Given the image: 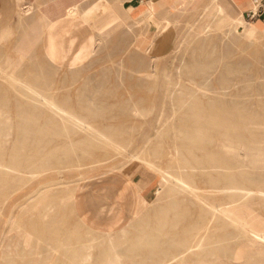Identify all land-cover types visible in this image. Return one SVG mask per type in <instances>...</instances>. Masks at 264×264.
<instances>
[{
    "label": "rangeland",
    "instance_id": "obj_1",
    "mask_svg": "<svg viewBox=\"0 0 264 264\" xmlns=\"http://www.w3.org/2000/svg\"><path fill=\"white\" fill-rule=\"evenodd\" d=\"M18 1L11 26L0 30V164H3L0 165V264H109L116 257L112 252L116 247L122 264H155L146 260V252L131 254L126 250L141 246L137 242L140 233L157 234L159 219L170 222L180 219L172 230L166 222L164 235L159 239L163 242L161 249L167 247L170 236H184L185 229L197 237L199 232L198 200L183 191L165 193L159 185L165 174L195 182L200 195L220 205L231 200L225 192L213 189L226 183H216L213 180L216 177L238 178L236 171L241 169L247 175L249 188H264V30L260 31L258 23L250 21L254 18L252 11L251 15L246 14V19L254 31L241 28V32H235L228 16L218 15L216 8L230 0H202L183 7L177 5L182 0H156L153 20L145 18L144 11L142 16L136 14L141 7L136 8L137 0H76L75 16L48 30L39 25L37 16L42 7L54 13L59 3L65 6L73 0ZM104 1L111 4L121 1L132 15L101 24L93 14ZM29 7L32 13L26 14L24 11ZM231 9L232 15H237L240 8L234 5ZM82 25L91 29L87 37ZM55 26L62 27L58 30ZM42 35L45 54L39 43ZM66 35L70 36L69 41L65 40ZM66 60L67 69L50 65L53 62L61 66ZM16 64L20 84L7 77ZM23 84L35 87L60 108L84 118L90 128L71 125L72 118L66 112L54 114L48 103L36 101ZM198 87H207L208 94L203 95ZM182 98L186 106L183 112H178L174 107L182 104ZM232 99L248 105L250 113L241 116L232 112L231 116L227 110L226 113L217 109L233 104ZM193 104L201 108L196 116L189 110ZM243 121L249 123L248 128L241 126ZM97 130L123 144L122 154L100 141ZM198 131L204 133L201 132L206 142H191ZM239 135L244 150L234 143ZM65 153L70 159H63ZM136 153L145 156L149 165L135 161ZM11 167L20 170L10 171ZM137 171L144 177L142 190L146 192L152 185L154 190L149 204L145 205L142 199L138 207H131L132 199L124 195L127 193L124 190L133 184L131 175ZM113 172L126 174L122 180L112 179L110 183L111 187L119 185L121 189V195H115L117 201L133 211L124 226L127 237L118 233L123 228L110 232V236L88 229L73 207L82 182ZM175 199L177 208L170 204ZM248 202L264 216V199L253 194ZM45 220L49 224L52 220L58 223L53 240L47 239L50 229L44 227ZM219 220L215 223L206 220L207 224H217L216 231L213 227L206 232L230 237L235 228H227L224 220ZM35 233L34 240H26ZM111 238L114 244H110ZM76 250L77 253H71ZM197 256L186 254L168 264H207L200 256L197 261ZM223 261L241 263L225 258L211 263Z\"/></svg>",
    "mask_w": 264,
    "mask_h": 264
},
{
    "label": "bare ground",
    "instance_id": "obj_2",
    "mask_svg": "<svg viewBox=\"0 0 264 264\" xmlns=\"http://www.w3.org/2000/svg\"><path fill=\"white\" fill-rule=\"evenodd\" d=\"M47 1V0H46ZM156 0H146L145 1V5L144 7V14H145V18L153 20V18H155L154 16L156 15V6H155V2ZM229 1V0H228ZM41 2V1H40ZM235 4V3H234ZM234 4L233 1L230 0L229 2H221L219 3L216 8H217V13L219 14H226L229 18V20L231 21V25L233 26V29L235 30V32H241L240 29L244 28V29H248L249 32L254 31L250 26H249V22L247 21L245 15L243 14V11L241 9H239L237 15H232L231 13V8H234ZM77 5L78 2L76 0H73L69 5L65 6L64 9H62V3L58 4L57 7V13H52V11H50L49 9L42 7L40 13L38 14L39 17L38 21H39V25L40 28H46L49 30L50 27H52V25L58 23V22H69V20L75 16L76 14V10H77ZM177 5H181L186 6V3L184 1L177 3ZM30 8L27 9L26 11H24L26 14H31L32 12L30 11ZM175 8V7H174ZM178 8V7H177ZM176 8V9H177ZM141 9V7H140ZM257 12V7L256 6H252V14L256 15ZM78 14V13H77ZM143 14V15H144ZM132 15V13H130L129 11L126 10V5L122 4L121 1H115V3L111 4L108 3L107 1H104L101 3V5L99 6L98 10L96 13L93 14V18H95L99 23L101 24H108L116 19L119 18H125L126 16ZM216 15V14H215ZM27 16V15H26ZM63 16V17H62ZM79 16V15H78ZM142 16V15H141ZM80 17V16H79ZM130 19V18H129ZM128 20V19H127ZM120 21V20H119ZM117 24V23H116ZM58 30L62 27V26H55ZM54 27V28H55ZM106 29V28H105ZM25 33V31H24ZM39 33V32H38ZM25 36V35H24ZM36 36V35H35ZM103 36V35H102ZM25 38V37H23ZM34 40V39H33ZM37 40V39H36ZM31 43V42H30ZM19 44V43H18ZM28 44V43H27ZM29 45V44H28ZM21 46V45H19ZM17 47V46H16ZM20 48V47H19ZM22 48V46H21ZM18 49V48H16ZM23 49V48H22ZM19 51V50H18ZM25 56V55H24ZM23 56V58H25ZM20 59V58H19ZM19 63V62H18ZM19 67L18 64L15 65V68L13 69V71L7 76L10 81H15V83L20 84L21 80L20 78L16 75L17 72H15V70ZM19 70V69H18ZM147 72V71H146ZM7 75V74H6ZM43 81V80H42ZM178 83V82H177ZM253 83V82H252ZM20 87V86H19ZM23 87L25 89H27L31 95L33 97H35V99H37L36 101H41L44 103H48L49 107L51 109L52 112H54V114L56 115H62L61 113H68L70 115V117L72 118V124L73 126H76L81 128V129H87L88 127L90 128V126L87 127V125H89V122L86 120H84V118H81L80 116H77L76 114H74L73 112L70 111H65L64 109L60 108L55 102L50 101L45 93L43 94L40 90L36 89L35 87L29 85V84H23ZM201 91L203 95H207L208 94V89L207 87H198ZM173 92V91H172ZM183 92V91H182ZM174 93V92H173ZM256 93V92H255ZM55 94V93H54ZM178 94V93H177ZM196 95V94H195ZM6 97V96H5ZM185 97V96H184ZM189 98V97H187ZM211 100H215L216 98H210ZM53 100V99H52ZM191 100V99H190ZM197 100V99H196ZM195 100V101H196ZM220 100V99H219ZM173 101V100H172ZM233 104H228V105H224L221 106L222 108H219V106L217 107V109L220 110V112H226L228 111V114L233 116V113H241V116H244L245 114L250 113V107L246 104H237L236 103V99H232L231 100ZM182 104L176 105V107H174V110L178 111V112H183V108L184 105L186 104V100L184 98H182L181 100ZM198 102V101H197ZM223 102V101H222ZM177 103V102H176ZM192 103V102H191ZM60 105V104H59ZM186 106V105H185ZM213 106V105H211ZM46 107V106H45ZM63 107V106H61ZM224 107V108H223ZM64 108V107H63ZM211 108V107H210ZM68 110V108H67ZM189 110H191L196 116V114H198L201 111V108L197 105V104H193V106L189 107ZM209 110V109H208ZM212 110V109H211ZM227 110V111H226ZM96 111V110H95ZM185 111V110H184ZM245 113V114H244ZM137 114V113H136ZM67 115V114H66ZM4 117V116H2ZM69 117V118H70ZM68 118V119H69ZM3 121V120H2ZM5 124V123H4ZM10 124V122H9ZM248 124L246 121H243L242 123V127L243 128H248ZM11 125V124H10ZM9 125V126H10ZM91 125V124H90ZM2 126V125H1ZM227 126H230V124H228ZM260 126V125H259ZM200 127V126H197ZM262 127V126H261ZM260 127V128H261ZM93 129V128H92ZM82 131V130H81ZM202 131H198V135L194 138L192 137L194 140H192V138L189 140L191 142H193L194 144H197L199 142H206L205 140L207 139L206 136L204 138L202 137ZM1 134V133H0ZM82 134V133H81ZM97 134V138L106 143V146H108L110 149H112L113 151L117 152V154H122L121 150H123V144L121 145L119 141L115 140L112 136L104 134L102 132H99V130L96 131ZM204 134V133H203ZM227 134V133H226ZM225 134V135H226ZM6 136V135H5ZM176 136V135H175ZM94 137V136H93ZM129 137V136H128ZM233 137V136H232ZM239 136H235V140L237 141L234 142L235 144L239 145V148L243 149V145L244 142H242L243 139L238 138ZM3 139V138H2ZM5 139V138H4ZM209 139V138H208ZM24 140V139H23ZM177 140V139H176ZM187 140V141H188ZM199 140L197 143L196 141ZM208 141V140H207ZM1 142V141H0ZM97 142V141H96ZM251 142V141H250ZM209 143V141H208ZM211 143V140H210ZM246 143V142H245ZM24 144V143H23ZM147 144V143H146ZM190 144V143H189ZM187 144V145H189ZM205 144V143H203ZM202 144V145H203ZM213 144V143H212ZM125 145V144H124ZM215 145V144H214ZM219 145V144H218ZM234 145V144H233ZM242 146V147H241ZM238 147V146H236ZM6 148V147H5ZM143 148V147H142ZM189 148V147H188ZM13 150V149H12ZM139 150V149H138ZM142 150V149H141ZM184 150V149H182ZM244 150V149H243ZM247 150V148H246ZM25 151V150H24ZM187 151V150H186ZM218 151V150H217ZM230 151V150H229ZM228 151V152H229ZM147 152V151H146ZM145 152V153H146ZM173 152V151H172ZM181 152V151H179ZM261 152V151H260ZM97 153V152H96ZM140 153V152H139ZM183 153V151H182ZM231 153V152H230ZM5 154V151H4ZM17 154V153H16ZM20 154V153H19ZM18 154V157H20ZM66 155H64L63 159H70V156L65 153ZM116 154V155H117ZM143 154V153H141ZM187 154V152L185 153ZM227 154V153H226ZM229 154V153H228ZM234 154V153H233ZM98 155V154H96ZM125 155V154H124ZM137 155V153H136ZM147 155V153H146ZM156 155V154H155ZM236 155V154H234ZM47 156V155H46ZM128 156V155H127ZM187 156V155H186ZM230 156V155H228ZM17 156H15L16 158ZM17 157V159H19ZM22 157V156H21ZM115 157V156H113ZM236 157V156H235ZM160 158V157H159ZM232 158V157H230ZM155 159V158H154ZM216 159V158H215ZM240 159V158H239ZM244 159V158H243ZM262 159V158H261ZM134 160L137 161L139 164L144 165L147 164L149 165V160L145 157V156H141V155H137L136 157H134ZM213 160V159H212ZM86 161V160H85ZM88 161V160H87ZM82 162V161H81ZM123 162V161H122ZM247 162V161H246ZM20 163V162H18ZM45 163V162H44ZM2 164V163H1ZM0 164V165H1ZM81 164V163H80ZM128 164V163H127ZM248 164V163H247ZM15 165H18L15 163ZM212 165H214L212 163ZM3 166V164H2ZM20 166V165H19ZM35 166V165H34ZM124 166V165H123ZM122 166V167H123ZM154 166V165H153ZM174 167V165H173ZM220 167V166H219ZM217 167V168H219ZM243 167V166H242ZM32 168V167H31ZM58 168V167H57ZM262 168V167H261ZM121 169V168H120ZM150 169V168H149ZM243 169V168H242ZM246 169V168H245ZM10 171H19L20 169L17 168H13L11 167V169H9ZM161 170V169H159ZM221 170V169H219ZM219 170H216L217 173L220 172ZM6 172V170H5ZM4 172V173H5ZM162 172V171H161ZM236 175H238V178H234L232 177L231 179H221V178H214L213 180L216 183H224L225 185H218L215 186L213 189L220 191V192H225V196L228 197L231 202L230 203H225L220 205L218 203V201L215 202H209L206 200V196L204 195H200L199 194V187L196 186L195 182L193 183V181L191 182L189 179L185 178V177H177L174 176L173 174H165L164 177L160 180V184L162 185V189L165 191V193H169L171 195H173L172 193L178 191H183L189 193L190 195H192L195 199L198 200V205L200 207V212H199V216L197 218V222L199 223L197 229L199 230L198 232V237L193 235L192 233L190 234V230L186 231L185 229V235L181 236V237H171L169 238V240L167 241V247L161 249L163 244L160 243L161 241H159L160 235L161 237L164 235V230L163 228H165V224L166 222H169V227L171 228V230L173 228L176 229V226L179 223V220H175V221H167L166 219H159L157 222L158 227L155 229L157 230V234L154 233H150V232H142L140 233L137 242L139 243V247H137V249H133V248H128L129 253L131 254H135L137 253L139 250H141L142 252H146V260L148 261V259L153 260L155 264H168V262L175 260L177 261L179 258H182L184 256H186V254H194V255H198L200 256L202 259H204L205 261L207 260V264H212L211 260H215V259H228L229 261H241V263H236V264H264V216L260 215L259 213H257L256 211H254L251 206L249 205L248 202V198L251 197L253 194H258L259 197L262 198V200L264 199V188H258V189H251L246 185V181H247V175L244 172V170H241L238 172L236 171ZM169 173V172H168ZM251 173V172H250ZM38 175V174H37ZM126 175V174H125ZM180 175V174H179ZM31 176V175H30ZM103 176V175H102ZM35 177V176H34ZM182 178V179H181ZM224 178V177H223ZM28 179V178H27ZM129 179V178H127ZM14 180V179H13ZM122 180V179H121ZM212 180V179H210ZM22 181V180H21ZM27 181V180H26ZM1 182V180H0ZM56 182V181H55ZM125 182V181H124ZM49 183V182H48ZM127 183V182H126ZM125 183V184H126ZM159 183V182H158ZM10 184V183H9ZM123 184V183H122ZM128 184H130L128 182ZM132 184V183H131ZM130 184V185H131ZM254 184V183H253ZM44 186V185H43ZM54 186V185H53ZM257 186V185H256ZM46 187V186H45ZM128 187H130L128 185ZM123 188V187H122ZM126 188V187H125ZM11 189V188H10ZM44 189V188H43ZM124 189V188H123ZM129 189V188H128ZM75 190V189H74ZM78 190V189H76ZM159 191V190H157ZM38 192V191H37ZM121 192V191H120ZM124 192H126V190H124ZM76 193V192H75ZM0 194H2L0 192ZM119 194V193H118ZM34 195V194H33ZM121 195V194H119ZM125 195V193H124ZM122 195L121 197L124 198ZM41 196V195H40ZM51 196V195H50ZM128 197V196H127ZM190 197V196H189ZM117 198H120L119 196ZM63 199V198H62ZM121 199V198H120ZM118 199V200H120ZM124 200V199H123ZM130 200V198H129ZM146 200V199H145ZM144 200V204L147 205V201ZM176 200V199H175ZM253 200V199H252ZM65 201V200H64ZM127 201V199H126ZM31 202V200H30ZM36 202V201H35ZM72 202V201H71ZM125 202V201H124ZM128 202V201H127ZM143 202V201H142ZM172 203L171 206L173 208H177L178 203L177 200L176 201H171ZM194 202V201H193ZM58 203V202H57ZM121 203V202H120ZM123 203V202H122ZM147 203V204H146ZM157 203V202H156ZM251 203V202H250ZM254 203V202H252ZM144 204H142L144 206ZM197 204V203H196ZM58 205V204H57ZM72 205V204H71ZM136 204L134 202H130V206L133 207ZM141 205V206H142ZM263 205V204H262ZM20 206V205H19ZM18 206V207H19ZM197 206V205H196ZM254 206V205H253ZM252 206V207H253ZM49 207V206H48ZM55 207V205H54ZM74 207V205H73ZM20 208V207H19ZM28 208V207H27ZM50 208V207H49ZM172 208V209H173ZM42 209V208H41ZM46 209V208H45ZM141 209V208H140ZM162 209V208H161ZM165 209V207H164ZM171 209V208H170ZM198 209V208H197ZM48 210V209H47ZM51 210V209H50ZM56 210V209H55ZM136 210V209H135ZM163 210V209H162ZM167 210V209H166ZM165 210V211H166ZM45 211V210H44ZM52 211V210H51ZM167 213V212H165ZM62 214V212H61ZM163 214V212H162ZM160 212V215H162ZM46 215V214H45ZM45 215H43V217H45ZM164 215V214H163ZM56 216V215H55ZM178 216V215H177ZM176 216V217H177ZM33 218V217H32ZM62 218V217H61ZM173 218L175 219V215L173 216ZM39 219V218H38ZM219 219H223L224 221V225L228 228V226H233L235 228V231H233V233H229L230 237L227 236V234H225V237L221 235V237H219L217 233H211L210 232H206L207 230H211L214 227V230L216 231L215 228H217V224L214 225L213 223H215L216 221H218ZM33 220V219H32ZM63 220V219H62ZM61 220V221H62ZM122 218H117L115 224H118L119 221H121ZM165 220V221H164ZM206 220H209V222H213L212 224H207ZM49 221V220H48ZM220 221V220H219ZM11 222V219H10ZM46 223H44V227L49 228L50 231L47 233V239L53 240V233L55 232V230L58 228V223L57 221L52 220V222L47 223V221L45 220ZM64 222V221H63ZM16 223V221H15ZM25 223V222H24ZM60 223V222H59ZM222 223V222H221ZM30 224V223H29ZM14 225V223H13ZM12 225V228H13ZM50 225V226H49ZM18 226V225H17ZM21 226V225H20ZM27 226V225H26ZM36 226V225H35ZM49 226V227H48ZM81 226V225H80ZM128 226V225H127ZM40 227V226H39ZM51 227V228H50ZM77 227V226H76ZM84 227V226H83ZM82 227V228H83ZM21 228V227H20ZM48 229V230H49ZM79 229V228H78ZM192 229V228H191ZM16 230V229H15ZM18 230V229H17ZM21 230V229H20ZM38 228L34 227V231L37 232ZM127 228L123 227V231L118 232L121 233L122 235H125L124 232L126 231ZM227 230V229H226ZM87 231V230H86ZM118 231V230H117ZM193 231V230H192ZM43 232V231H42ZM70 232V231H69ZM107 232V233H106ZM111 231H105L104 233L108 234V236H110ZM229 232V231H227ZM116 232V234H118ZM195 233V232H194ZM128 234V233H127ZM42 235V234H41ZM121 235V236H122ZM132 235L133 232H132ZM224 235V234H223ZM33 236H36V233L33 234L32 236H29L30 238H27L26 240L30 241L33 239ZM72 236V235H70ZM105 236V235H103ZM118 236V235H117ZM126 236V235H125ZM21 237V236H20ZM124 237V236H123ZM127 237V236H126ZM121 238V237H120ZM225 238H228V240H226ZM24 239V237H23ZM40 239V238H39ZM46 239V238H44ZM55 239V238H54ZM115 239V238H113ZM118 239V238H117ZM225 239V240H224ZM236 239V240H234ZM21 240V239H20ZM25 240V239H24ZM34 240V239H33ZM23 241V240H21ZM29 241V242H30ZM109 241H111L110 244H114V242H112V238L109 239ZM108 241V242H109ZM115 241V240H114ZM28 242V245H29ZM52 242V241H51ZM58 242V241H57ZM117 242V241H116ZM119 242V241H118ZM123 242V241H121ZM10 243V242H9ZM25 243H27L25 241ZM41 243V242H40ZM120 243V242H119ZM52 244V243H51ZM116 244V243H115ZM135 244V243H134ZM86 245V244H85ZM84 245V246H85ZM88 245V244H87ZM58 246V245H57ZM83 246V245H82ZM83 246V247H84ZM116 246V245H115ZM119 246V245H118ZM110 247V246H109ZM107 247V248H109ZM180 247V248H179ZM32 248V247H31ZM119 248V247H118ZM30 249V248H29ZM24 250V249H23ZM72 250V249H71ZM109 250V249H108ZM117 250V247H116ZM113 250L112 252L114 253L113 255H115L116 257H114L113 259L110 260V258L107 259L110 260L109 264H122L123 262L120 261L119 254H117V251ZM35 251V250H34ZM48 251V250H47ZM78 250H76L75 252L72 251V254L77 253ZM86 251V250H85ZM125 251V252H126ZM70 252V251H69ZM89 252V251H88ZM110 253V251H108ZM127 252V253H128ZM140 252L142 255L143 253ZM9 253V252H8ZM18 253V252H17ZM47 253V252H46ZM54 253V251H53ZM70 253V254H71ZM107 253V252H106ZM24 254V253H23ZM41 254V253H40ZM71 254V255H72ZM82 254V253H81ZM130 254V255H131ZM50 255V253H49ZM52 255V252H51ZM106 255V254H105ZM109 255V254H108ZM111 255V257L113 256ZM11 256V255H10ZM25 256V255H24ZM23 256V257H24ZM31 256V255H30ZM46 256V255H45ZM83 256V255H82ZM107 256V255H106ZM197 256V257H198ZM84 257V256H83ZM110 257V256H109ZM121 257V256H120ZM49 258V257H48ZM51 258V257H50ZM66 258V257H65ZM77 258V257H76ZM87 260V257H85ZM195 258V257H194ZM84 259V258H82ZM122 259V258H121ZM185 259V258H184ZM183 261L185 263L188 262V260H184ZM192 259V258H191ZM198 259H200L199 257L197 258V261H199ZM15 260V259H14ZM33 260V259H32ZM123 260V259H122ZM127 260V259H126ZM150 260V261H151ZM193 260V259H192ZM189 259V261H192ZM210 260V261H209ZM69 261V260H68ZM71 261V260H70ZM89 261V260H88ZM134 261V260H133ZM195 261V262H197ZM51 262V261H50ZM78 262V261H77ZM122 262V263H121ZM152 262V261H151ZM150 262V263H151ZM97 263V262H96ZM189 263V262H188ZM10 264V263H9ZM13 264V263H12ZM77 264V263H76ZM146 264V263H145ZM219 264H229L228 262H222ZM230 264H234V263H230Z\"/></svg>",
    "mask_w": 264,
    "mask_h": 264
},
{
    "label": "crops",
    "instance_id": "obj_3",
    "mask_svg": "<svg viewBox=\"0 0 264 264\" xmlns=\"http://www.w3.org/2000/svg\"><path fill=\"white\" fill-rule=\"evenodd\" d=\"M138 4L136 8L141 6V9L137 11L140 15L144 11V2L145 0H137ZM186 3V6H191L195 3H198L202 0H182ZM233 4L240 8L243 11V14L246 17V14L251 15L252 6L257 7V12L255 17L250 20L253 23H258L260 26V31L264 30V0H232ZM70 4V3H69ZM67 3V5H69ZM65 5V6H67ZM19 6L18 0H0V30H3L9 26H11L15 16L17 14ZM62 6V9L65 7ZM54 11V13L56 14ZM63 17V16H62ZM81 18H84L80 16ZM79 18V19H81ZM80 21V20H79ZM80 25V23H79ZM82 25L81 29L87 30L86 37L88 33L91 32V29ZM83 27V28H82ZM259 31V32H260ZM70 36L66 35L65 40L69 41ZM39 43L43 48V52L45 54V37L42 35L39 39ZM72 49L74 46L72 44ZM90 54H88L89 56ZM87 56V57H88ZM46 57V56H45ZM86 57V58H87ZM85 58V59H86ZM47 59V58H46ZM85 59L81 62L83 63ZM67 60L62 62L61 66H58L56 63H49L51 66L59 69H67L69 66L67 65ZM80 63V64H81ZM78 64V65H80ZM77 65V66H78ZM76 66V67H77ZM75 67V66H74ZM124 173L121 172H113L111 174L106 175H98L97 177H92L87 181H84L80 184L79 190L74 200V209L80 220V222L87 227L88 229L100 233L105 231L115 232L117 230L122 229L130 218V215L133 214V211L126 204H121L115 198V195L121 191L119 185L117 187H111L112 179H123L125 176ZM143 176L140 172H135L131 175V179L133 184L126 190L125 196H128L132 199L137 207L142 202V199H146L149 204V200L151 196V192L154 190V185L146 192L142 190L141 183L143 180ZM105 179V181H104ZM122 218L118 224H115L117 218Z\"/></svg>",
    "mask_w": 264,
    "mask_h": 264
}]
</instances>
